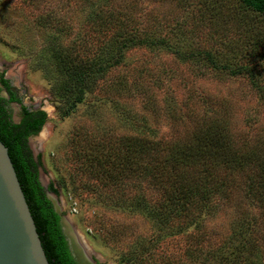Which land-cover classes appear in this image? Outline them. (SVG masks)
I'll use <instances>...</instances> for the list:
<instances>
[{"label": "rangeland", "instance_id": "obj_1", "mask_svg": "<svg viewBox=\"0 0 264 264\" xmlns=\"http://www.w3.org/2000/svg\"><path fill=\"white\" fill-rule=\"evenodd\" d=\"M261 29L264 18L247 12L242 0H0L1 95L15 100L7 108L13 123L25 110L45 114L41 132L28 139L38 179L93 263L264 264V256H189L184 237L159 239L164 227L133 203L144 191L139 180L108 185L83 164L84 154L109 149L115 137L132 133V124L146 121L157 138L185 129L173 124L171 113L181 112L189 94L224 100L236 135L260 130L264 136V107L247 80H214L200 55L218 59L237 49L244 33L252 39ZM125 36L155 43L121 48L118 64L95 71L82 101L60 113L57 106L66 100L54 88L66 78L54 69L56 57L92 68L113 58ZM147 101L157 104L158 115ZM157 200L152 194L146 202ZM227 219L218 213L208 225L224 231Z\"/></svg>", "mask_w": 264, "mask_h": 264}, {"label": "trees", "instance_id": "obj_2", "mask_svg": "<svg viewBox=\"0 0 264 264\" xmlns=\"http://www.w3.org/2000/svg\"><path fill=\"white\" fill-rule=\"evenodd\" d=\"M242 3L247 12L264 18V0ZM120 42L113 58L92 68L69 61L65 54L56 57L54 69L66 78L53 87L66 100L65 106H57L60 113L82 101L95 71L118 64L123 57L121 48L155 43L138 36H125ZM237 43V49L222 53L218 59L211 52L200 55L209 64L214 80L246 79L264 107V29L252 39L244 33ZM248 45L253 46L249 49ZM195 96L189 94L179 114L171 113L173 124L186 125L185 129L157 138L156 130L146 121L137 127L132 124V133L115 137L109 149L83 155L86 171L98 174L102 182L112 186H121L123 177L129 184L139 180L141 187L143 184L139 189L144 191L131 197L133 203L145 208L160 228L164 227L159 239L170 234L184 237L189 256H225L234 260L264 256V136L260 130L248 136L236 135L230 106L224 100L207 93ZM145 105L158 115L157 104L147 101ZM45 122L43 112L25 110L20 122L13 123L0 95V141L11 151V162L28 199L48 263L76 264L61 232L59 216L38 179V163L28 146V137L39 134ZM152 194L158 195L154 205L146 202ZM222 212L228 217L224 231L216 230L218 224L208 225ZM170 225L173 233L169 232Z\"/></svg>", "mask_w": 264, "mask_h": 264}, {"label": "water", "instance_id": "obj_3", "mask_svg": "<svg viewBox=\"0 0 264 264\" xmlns=\"http://www.w3.org/2000/svg\"><path fill=\"white\" fill-rule=\"evenodd\" d=\"M41 132V131H40ZM59 216L61 232L76 264H95L57 202L47 194ZM0 264H49L41 245L26 194L11 162V151L0 141Z\"/></svg>", "mask_w": 264, "mask_h": 264}, {"label": "flooded vegetation", "instance_id": "obj_4", "mask_svg": "<svg viewBox=\"0 0 264 264\" xmlns=\"http://www.w3.org/2000/svg\"><path fill=\"white\" fill-rule=\"evenodd\" d=\"M9 94V93H8ZM0 95H1V92H0ZM12 95V94H11ZM10 94L8 95V98H4L2 95V97L4 98V100H5V108H8V106L9 105H11L15 100L13 99V100H11V96ZM8 110V109H7ZM20 120H21V118H20ZM20 120H19V122H20ZM19 122H16V124H18ZM31 137V136H30ZM28 139H29V137H28ZM28 146H29V144H28ZM30 148V147H29ZM42 185V184H41Z\"/></svg>", "mask_w": 264, "mask_h": 264}]
</instances>
